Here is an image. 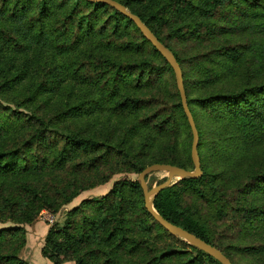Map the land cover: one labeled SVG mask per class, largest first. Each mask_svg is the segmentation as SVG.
<instances>
[{"label":"trees","instance_id":"1","mask_svg":"<svg viewBox=\"0 0 264 264\" xmlns=\"http://www.w3.org/2000/svg\"><path fill=\"white\" fill-rule=\"evenodd\" d=\"M114 1L173 53L199 136L202 176L161 191L154 209L231 264H264V0ZM191 143L172 69L126 16L86 0H0V225H11L0 264H29L20 225L116 174L192 171ZM45 241L56 264H220L155 222L125 177Z\"/></svg>","mask_w":264,"mask_h":264},{"label":"water","instance_id":"2","mask_svg":"<svg viewBox=\"0 0 264 264\" xmlns=\"http://www.w3.org/2000/svg\"><path fill=\"white\" fill-rule=\"evenodd\" d=\"M93 3H101L108 5L118 12L130 19L144 38L154 47V49L163 57L174 73L176 87L180 96L181 106L184 115L187 119L188 125L192 134V143L190 149V158L193 164V170L188 171L180 167L172 166L169 164H153L146 167L138 176L137 182L142 190L144 199V208L147 213L157 222L165 231L171 236L178 238L188 244L189 246L197 249L198 251L208 255L220 264H231L230 260L217 248L207 244L205 241L189 233L183 228L176 226L166 219H164L153 207V202L156 196L166 188L172 187L178 181L183 179H199L202 176L201 163L198 155L199 136L195 126V122L188 108L187 98L185 94L183 75L181 67L175 59L173 53L164 46L149 28L141 21V19L129 12L123 5L114 0H86ZM153 173L166 174V181L160 185L153 186L149 189L146 178Z\"/></svg>","mask_w":264,"mask_h":264},{"label":"rangeland","instance_id":"3","mask_svg":"<svg viewBox=\"0 0 264 264\" xmlns=\"http://www.w3.org/2000/svg\"><path fill=\"white\" fill-rule=\"evenodd\" d=\"M137 174L128 173V174H116L112 176V178L106 182L105 184L93 188L87 189L77 196H75L68 204H66L60 212L57 214H52L46 210H42L38 218L35 222L30 225H20V227L24 228L25 231V246L20 252V257L28 262L29 264H56L55 262L45 258L42 255V250L46 248V241L45 237L48 230L53 225L62 226L65 222V214L72 210L73 208L79 206L83 201L89 199H97L99 197L104 196L108 193L114 184L120 181L123 177L128 178L132 181L138 179ZM163 179L166 178V174L164 173H153L147 177V185L148 187H153L162 184ZM164 183V182H163ZM11 226L10 224L7 225H0V230ZM244 262V261H240ZM58 264H75L73 261H69L67 259L59 261ZM239 264V262H238Z\"/></svg>","mask_w":264,"mask_h":264}]
</instances>
